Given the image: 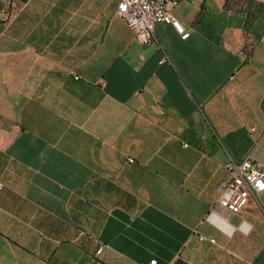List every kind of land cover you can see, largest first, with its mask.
I'll list each match as a JSON object with an SVG mask.
<instances>
[{
    "label": "crops",
    "instance_id": "crops-1",
    "mask_svg": "<svg viewBox=\"0 0 264 264\" xmlns=\"http://www.w3.org/2000/svg\"><path fill=\"white\" fill-rule=\"evenodd\" d=\"M118 2L0 0V264H264L218 203L264 165V0H182L190 36L146 44Z\"/></svg>",
    "mask_w": 264,
    "mask_h": 264
},
{
    "label": "built area",
    "instance_id": "built-area-1",
    "mask_svg": "<svg viewBox=\"0 0 264 264\" xmlns=\"http://www.w3.org/2000/svg\"><path fill=\"white\" fill-rule=\"evenodd\" d=\"M182 0H119L118 14L123 17L129 27L136 31L137 39L141 43L152 40L155 26L160 22L172 23L183 39L190 36V32L177 20L171 12L170 6ZM229 178L219 190L218 203L226 207L232 214L243 216L252 210L253 204H260V195L264 193V165L251 155L241 162L229 159L225 163ZM202 240L215 242L214 238ZM105 245L101 244L97 253H101ZM152 260L148 264H156Z\"/></svg>",
    "mask_w": 264,
    "mask_h": 264
},
{
    "label": "rangeland",
    "instance_id": "rangeland-1",
    "mask_svg": "<svg viewBox=\"0 0 264 264\" xmlns=\"http://www.w3.org/2000/svg\"><path fill=\"white\" fill-rule=\"evenodd\" d=\"M252 209L260 212L262 214V217L264 218V196L261 197L260 204L255 203L252 205ZM261 225H264V224H261ZM261 233L262 235H264V227L261 228Z\"/></svg>",
    "mask_w": 264,
    "mask_h": 264
},
{
    "label": "trees",
    "instance_id": "trees-1",
    "mask_svg": "<svg viewBox=\"0 0 264 264\" xmlns=\"http://www.w3.org/2000/svg\"><path fill=\"white\" fill-rule=\"evenodd\" d=\"M179 264H186V263L180 262Z\"/></svg>",
    "mask_w": 264,
    "mask_h": 264
}]
</instances>
